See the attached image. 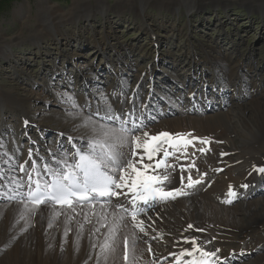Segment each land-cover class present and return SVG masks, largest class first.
<instances>
[{
    "label": "bare ground",
    "instance_id": "obj_1",
    "mask_svg": "<svg viewBox=\"0 0 264 264\" xmlns=\"http://www.w3.org/2000/svg\"><path fill=\"white\" fill-rule=\"evenodd\" d=\"M91 1L94 3H90ZM176 1L175 10L184 7L187 11H192L195 8L194 4L191 3L194 0ZM149 2L150 0H145V2L135 0V2L129 5V9H126L127 11H133L136 15H144L145 7L148 6ZM163 3L164 1L161 4ZM78 4L75 7L76 12L74 14L69 13L68 17L62 15L60 9L55 7L49 9L42 5L40 16L37 20V26L40 29L29 33L27 38L34 45H38L44 38L47 39H45L47 42L53 38L63 39L66 42L70 40L75 42L87 41V43H91L97 48L95 52L98 53H103L105 49L111 47V50L115 51L112 58L115 66L119 64L134 66L135 63L133 64L131 61L126 62L121 59L122 54H125V52L117 48L119 46L121 49H125L128 46L118 42L114 45L107 42L108 38L113 34V30H106L97 38H87L84 36V33L90 31L92 27L77 25V20H90L96 14L105 13L107 9L111 8H108V5L103 0H80ZM260 4H264V1ZM122 7H118L117 11L115 10L116 15H125ZM16 12L18 15L22 14V10L20 9ZM104 20L107 22L106 17H104ZM140 26L143 29H147L144 20H142ZM169 26L173 32L179 31L174 23H171ZM147 31L150 32L151 29L148 28ZM154 35L153 32L151 36L154 37ZM168 38L171 40L173 34ZM155 39H157L156 36ZM188 44L190 43L187 42L182 47L183 52L185 50L184 53H191L184 68L187 67L188 70H193V75L197 73V69L202 68L204 71L214 72L215 78L209 80V82H203L204 85H217L219 89L231 87L236 92L237 101L232 102L233 108H227L225 112L205 114L203 116L193 114V105L189 102L186 103L185 107H178L177 100L179 102V98L175 101L170 100L169 103L163 102L160 110H163L168 105L173 109V113L177 115L159 119L157 124L146 128L152 135L162 131L169 133L192 132L197 137H211L214 141H223V143H212L210 146L211 152L206 155L196 154L197 168L201 173H207L204 183L190 190L191 194L189 196L180 198L182 201L177 199L175 200L176 202L171 201L168 205L157 206L150 211L149 215L155 221L154 224L147 217H142L145 219L146 224H151V227L147 229L149 235L144 237V240H147L152 245L154 256L145 251L141 264H149L153 259L160 261L163 257L169 256V253L178 252L181 247L190 248L191 245L175 243L177 240L182 239L181 233L188 237L198 236L201 238V242L204 240L212 241V243L207 245V250L218 248L221 250L219 253L221 257H229V254L234 252L235 259L237 255L241 254V250H243V255H245L251 250L264 247V232H261L257 236L251 235V232L264 231V201L262 199L259 200L257 203L260 207L253 208L252 205L256 200H250L251 192L257 189L255 186H259V183H263L264 181V174H258L253 171V165L264 166V69L254 65L251 57L248 58L249 60H246V63L234 61L229 56V53L226 51L222 52L218 46L208 51L202 49L203 51L199 53L200 56H203L202 60L199 61L194 58V54L196 53L195 48L189 47ZM14 55L10 44L0 37V59H8ZM246 58L247 55L244 59ZM18 59L22 60L23 56L18 57ZM11 61L14 62L13 59ZM108 62L109 58L106 60V63ZM12 69L9 72L10 75L24 73L16 65H12ZM50 69L53 72L55 67H50ZM142 69L140 68V70ZM82 72L84 71L78 70L76 73L81 74ZM121 74L123 75V71L120 70L113 77L115 83L113 88L115 90L109 89L106 92L105 89L103 94L94 95L98 99V102L96 100V102L90 101L92 105H89V108L90 110L93 108L91 114L97 111L103 114L106 107L110 105L115 114L123 116L126 113L134 111L138 115L142 113L139 111L142 106L149 108L153 104L152 101L154 100L152 96L146 94L142 98L141 103L143 104L138 109L136 107V98L139 92H141L140 88L144 85V81L139 75H136L132 80L133 85H129L123 80ZM64 78L68 80L70 79V75L64 76ZM93 78V76H89L87 79L95 81ZM32 84L37 85V82L33 80ZM43 87L45 91H48L53 96V101H49L48 99L43 100V98L34 95L32 91L22 86L11 84L10 86H5L0 84V115L9 113L10 109H12L15 115L20 114L22 116L19 120V126L25 124V121H27L25 125L38 123V126L41 125L42 127L54 129L55 132L67 138V145H63V141L62 143L60 141L61 146L52 150L50 155L47 152L49 148L46 151L36 152L35 150L30 151L29 147H27L19 162L14 160V154L9 155L4 149H0V153H6V155L0 157V162L8 160L11 157L15 164L14 174L17 178L24 176V173L19 172V165L25 164L27 168H30L32 161H35L37 164H51L55 167V159L61 158L65 152L74 151L72 147L69 148L72 145L68 141L69 137L73 138L75 145L83 147L86 142L85 138L91 135L88 128L80 126L82 123L80 118L73 119L68 115L69 111L75 112V109L71 107L72 110H68L70 104L66 103V99H64L66 102H61L62 92L60 90L54 91L50 86L44 85ZM119 91L120 94L118 93ZM198 92L199 86L187 90L188 98L198 97ZM64 94L68 97L67 93ZM102 98H106V103L105 99ZM159 98L161 99V97ZM35 100H42L44 101L43 104L53 103L56 106L65 107L67 110L61 112L58 109H51V114L47 113L48 116L45 117L41 114V107L38 106L34 110L32 109L31 103ZM78 101V104L76 103L78 109L80 108L79 110L84 111L85 108L81 106H85L89 100L87 97L82 96ZM162 101H165V99ZM115 102L118 105L113 108ZM229 104H231V101H228L227 105ZM180 106L182 105L180 104ZM35 113H37L36 116L33 115ZM83 114L87 116L85 113ZM0 125H5V121L2 120ZM15 125L17 126L16 123ZM2 139L3 137L0 136V142H3ZM50 146L53 145L50 144ZM197 147H201V145H197ZM191 151L192 149L190 148L189 152ZM30 152L31 159L29 158ZM222 152L229 155L221 156ZM184 162L187 163V161ZM0 167H4L5 172H8L7 164L0 163ZM222 167L224 168V172L217 173L214 171V169ZM233 172L234 174H232ZM193 176H197L195 170H193ZM179 177L180 173L177 171L169 187H178ZM209 184H211L210 187L208 186ZM230 184L238 193V199L235 200L237 201L235 205H238L236 207L222 203L227 198L226 194ZM242 184H248L249 187L245 190L240 187ZM201 187L202 189L196 192ZM121 199H123L122 203L126 202L123 197ZM114 203L116 202L114 201ZM19 212L20 205L16 202L0 204V264H85L86 261L87 264H95L96 251L90 248L91 241L89 239L93 227L92 224H85L84 235L77 251L74 245L77 229L75 222L70 225L73 231L69 233L67 243H65L62 224L58 222L57 226L51 229L47 227L48 210L46 208L42 207L41 211L32 217L31 226L24 232L21 231L26 226L24 222L17 223ZM62 219L63 217H61ZM77 220L83 223L82 217H77ZM189 223L193 224L194 228L204 229L205 231L197 232L189 230L184 232ZM103 231L104 229H101V232ZM124 231L127 232L128 229H124ZM157 233L163 234V239H153L154 236H157ZM99 235L97 234L98 237ZM213 237H215L214 240ZM234 241L239 243L229 245ZM227 243L229 244L227 245ZM139 247L143 250L147 247V244L141 241ZM262 253L257 254L256 258L247 264H264V254ZM120 254L118 250L115 264H121L118 259ZM90 255L92 259H89ZM172 259L174 258L170 257L164 264H171ZM109 264H113L112 260L109 261Z\"/></svg>",
    "mask_w": 264,
    "mask_h": 264
},
{
    "label": "rangeland",
    "instance_id": "obj_2",
    "mask_svg": "<svg viewBox=\"0 0 264 264\" xmlns=\"http://www.w3.org/2000/svg\"><path fill=\"white\" fill-rule=\"evenodd\" d=\"M79 1L0 0V37L10 44V48L15 54L10 57L11 59H0L1 85L22 86L32 91L34 95L49 101H53V96L43 89L44 85L50 86L54 91L60 90L62 92L61 102H64V99L67 98L64 93L73 97L77 104L80 97H87L89 102L85 106L81 104V107L85 108L82 112L88 116L91 115L93 109L90 110L89 108V105H92L90 101L96 102L98 100L94 95L103 94L111 89V85L114 83V73L120 70L123 71L121 77L129 85H133L132 80L136 75L143 79L144 86L140 90V99L143 98L144 93L149 91L150 88H147V86H150L153 90V92L151 91L148 94L152 95L154 100L158 95H161L166 100H171L178 95H181L180 98H185L186 93L180 94L178 86L185 85L187 81V88L189 89L205 77L210 76L209 73L204 72L203 68L197 69L198 73H195V79H187L183 81L184 84H181V77L188 71L186 70L187 67L184 68V66L191 56V53H184L185 50L183 52L182 47L187 42L190 43L188 44L189 47L195 48L194 58L196 60H202L203 55L200 56L199 52L208 51L218 46L222 52L226 51L229 53V56L234 61H245L244 63H246V60L251 57L254 65L264 69V4H260L264 0H192L193 2L191 3L195 7L192 11H187L180 6L179 10H175L176 0H150L148 6L145 7L144 15H136L133 11H127L126 8L130 7L129 5L135 0H103L108 5V8L111 9H107L105 13L96 14L87 21L83 19L77 20V25L79 26L92 27L90 31L84 33L87 38H97L106 30H113V34L108 38L107 42L113 43L112 45L118 42L128 46L125 49H121L119 46L117 48L126 54H122L121 59L135 63L134 66L123 64L115 66V63L111 60L115 51H112L111 47L105 49L103 53H98L95 52L97 48L91 43H87V41L75 42L70 40L66 42L63 39L53 38L49 40L50 42H47V39L44 38L38 46L27 38L29 33L40 29L37 26V20L39 19L42 5L49 9L54 7L60 9L62 15L68 17L69 13L74 14L76 12L75 7L79 5ZM139 1L145 2V0ZM163 1L164 3L161 4ZM90 3L94 2L91 1ZM166 5L168 6L166 7ZM118 7H122L125 15H116L115 10ZM18 9L22 10L21 15L16 12ZM104 17H106L107 22ZM142 20H144L146 28L151 29L150 32L140 26ZM171 23H174L179 31L173 32L170 30L169 25ZM66 28L68 29L67 26ZM153 32L155 34L154 37L151 36ZM171 34H173V38L170 40L168 37ZM155 36L157 39H155ZM246 55L247 58L244 59ZM20 56H23L22 60L18 59ZM107 58H109L108 63H106ZM12 59L14 62L11 61ZM104 64L106 65L104 66ZM12 65H16L19 69L21 68L24 73L10 75V70H13ZM50 67H55L53 72ZM140 68L143 69L140 70ZM148 68L152 69L151 77L150 75L146 76L144 72ZM78 70L84 72L77 74ZM69 75L70 79L64 78V76ZM89 76H93L95 81L87 79ZM175 79L178 81H175ZM33 80L37 82V85L32 84ZM216 91L220 92V90ZM199 92L202 94V92L205 93L206 91L201 88ZM224 94L225 99L231 100V95L234 92L225 90ZM225 99L223 102H225ZM231 101L235 102L234 100ZM154 102L159 106L160 103ZM223 102L222 100L215 101L214 104L223 106ZM43 103L44 101L42 100H35L31 103V107L33 110L35 107H41V114L45 117L48 116L47 113L51 114V109H58L61 112L67 110L65 107H59L53 103ZM177 103H179L178 100ZM185 105L178 107H185ZM68 108V110H72L71 105ZM227 108H233V104L231 103L228 107L225 106L209 114L225 112ZM74 111H77V109ZM10 112L11 114H9ZM9 113L0 115V123L2 120L6 123V125H0V136L4 137L3 143L0 142L2 144L0 149H4L10 155H13L14 151H16V161L23 154V145L30 146V141H35V149L41 152L46 150V148L55 149L60 144V140H66V137L59 135L54 129L38 126V123L24 127L19 126V120L22 118L20 114L15 115L12 109H10ZM33 115L36 116L37 113ZM50 144L53 146H50ZM2 156L0 155V157ZM261 199L264 201V194L254 196L251 200L256 201L252 207H260L257 202ZM4 203L7 204L9 201L0 200V204ZM231 206L236 207L238 205L233 202ZM261 232L264 231L251 232V235L257 236ZM238 243L234 241L230 244L227 243V245ZM259 253L264 254V247L257 252L251 253L248 259H240V257L237 261H231L229 264H247L256 258Z\"/></svg>",
    "mask_w": 264,
    "mask_h": 264
},
{
    "label": "snow or ice",
    "instance_id": "obj_3",
    "mask_svg": "<svg viewBox=\"0 0 264 264\" xmlns=\"http://www.w3.org/2000/svg\"><path fill=\"white\" fill-rule=\"evenodd\" d=\"M102 99L106 103V98ZM66 100L77 109L69 111L68 115L73 119L80 118V126L88 128L91 133L85 138L84 146L77 147L73 138L69 137L74 151L65 152L59 159L54 158L55 167L35 161L30 168L25 164L19 165V172L24 173L21 178L13 174L15 164L11 157L0 162L8 165L7 174L0 167V200L20 205L17 223L23 221L26 225L22 232L28 230L32 217L44 207L48 210L47 227L51 229L58 222L62 224L65 243L73 231L70 225L76 223L74 245L77 251L85 224L93 225L89 239L90 248L96 251L95 264H109L110 260L115 264L118 250L121 264H141L145 251L154 256L152 245L144 240L149 235L147 229L151 224H146L142 217H147L154 224L150 211L158 205L189 196L190 190L204 183L207 173H201L197 168L196 154L206 155L211 152L212 143L223 141L197 137L192 132L162 131L152 135L146 130L143 118L136 116L134 111L121 116L108 105L103 114L97 111L84 116L73 97L68 96ZM220 155L229 154L222 152ZM193 170L197 173L196 177ZM223 170L214 169L217 173ZM177 171L180 173L179 186L169 187ZM253 171L264 174V166L253 165ZM240 187L247 189L249 185L242 184ZM226 195L222 203L231 205L238 199V193L231 184ZM120 197L127 204L113 202ZM77 217H82L83 223ZM101 229L104 231L101 232ZM189 230L205 231L194 228L191 223L184 232ZM97 234H100L99 237ZM181 237L175 243L191 245L190 248L181 247L178 252H171L160 261L153 259L149 264H164L170 257L174 258L171 264H229L235 256L233 252L229 257H221L218 248L207 250V245L212 243L210 240L201 242L200 237H188L183 233ZM157 238L163 239V234L157 233L153 239ZM141 241L147 244L143 250L139 247ZM89 259H92L91 255Z\"/></svg>",
    "mask_w": 264,
    "mask_h": 264
}]
</instances>
